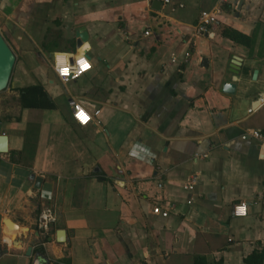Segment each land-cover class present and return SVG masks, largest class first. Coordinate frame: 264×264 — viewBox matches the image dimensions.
I'll use <instances>...</instances> for the list:
<instances>
[{
    "label": "crops",
    "instance_id": "crops-1",
    "mask_svg": "<svg viewBox=\"0 0 264 264\" xmlns=\"http://www.w3.org/2000/svg\"><path fill=\"white\" fill-rule=\"evenodd\" d=\"M153 1L0 0V34L15 56L0 92V264L264 256V147L251 137L264 133V0L239 10L240 0H159L158 11ZM221 26L249 45L223 38ZM80 28L88 40L78 45ZM82 54L91 70L63 84L56 67ZM31 86L50 109L22 108L19 90ZM74 104L99 114L80 127ZM241 203L246 216L234 217Z\"/></svg>",
    "mask_w": 264,
    "mask_h": 264
},
{
    "label": "built area",
    "instance_id": "built-area-1",
    "mask_svg": "<svg viewBox=\"0 0 264 264\" xmlns=\"http://www.w3.org/2000/svg\"><path fill=\"white\" fill-rule=\"evenodd\" d=\"M232 1L233 0H225V2H232ZM164 3L170 4V1L164 0ZM178 7L182 8L183 6L180 4ZM172 10L174 9L172 8ZM217 13H218V10H215L213 14L204 15V18L200 21L199 25L196 28L197 33L205 34L206 28L210 26L211 24L215 23L216 21L215 15ZM145 35H148V33L146 32ZM188 58H189V55L185 54L184 62H187ZM90 70H91L90 62L87 59L86 55L82 54L76 58L68 59L64 64L58 65L56 67V76L63 84H67L83 76ZM98 114H99L98 111L94 112L93 114H90L78 104L72 105V115H71L72 119L75 122V124L80 127L87 126L92 121L93 116H97ZM251 137L255 141H257L261 146L264 147V133L263 132L259 130H255L251 133ZM193 184H194V181L192 179L183 185V189L186 191H192ZM191 202L192 201H187V204H191ZM152 212L164 218L167 217L168 215L167 212H162L159 207H154L152 209ZM232 215L234 217H245L246 216L245 204L241 203V204L234 205L232 208ZM53 220L54 218L51 217L50 215L46 217L42 216L41 221H40V228L46 230L48 223Z\"/></svg>",
    "mask_w": 264,
    "mask_h": 264
},
{
    "label": "water",
    "instance_id": "water-1",
    "mask_svg": "<svg viewBox=\"0 0 264 264\" xmlns=\"http://www.w3.org/2000/svg\"><path fill=\"white\" fill-rule=\"evenodd\" d=\"M162 5V2L159 0L153 1V9L159 10V7ZM242 5V0H240L237 4L236 9L239 10ZM76 36L78 38V45L81 44V42H86L88 40V35L85 32L83 28H80L78 32L76 33ZM236 62V58L233 60ZM15 64V56L8 46L5 39L0 34V92L7 89L11 74L14 68ZM236 67V65H233ZM234 74L237 73V70L235 69L233 71ZM255 75V73H254ZM235 86L232 83H225L223 85V92L227 94H233L234 93ZM8 152L7 148V137L6 136H0V154H5ZM41 184V179L38 177L35 179V188H39V185ZM63 232L57 233V239L59 242H61L63 239ZM32 249V246L27 249V255L30 254Z\"/></svg>",
    "mask_w": 264,
    "mask_h": 264
},
{
    "label": "trees",
    "instance_id": "trees-1",
    "mask_svg": "<svg viewBox=\"0 0 264 264\" xmlns=\"http://www.w3.org/2000/svg\"><path fill=\"white\" fill-rule=\"evenodd\" d=\"M219 32L223 38H226L236 44L248 46L250 38L241 34L237 30L221 26ZM20 103L22 108H51L50 100L45 91L40 86L25 87L19 90ZM39 254L44 255L41 248L37 250ZM263 254H253L245 259V264H262Z\"/></svg>",
    "mask_w": 264,
    "mask_h": 264
},
{
    "label": "rangeland",
    "instance_id": "rangeland-1",
    "mask_svg": "<svg viewBox=\"0 0 264 264\" xmlns=\"http://www.w3.org/2000/svg\"><path fill=\"white\" fill-rule=\"evenodd\" d=\"M177 1V0H176Z\"/></svg>",
    "mask_w": 264,
    "mask_h": 264
},
{
    "label": "snow or ice",
    "instance_id": "snow-or-ice-1",
    "mask_svg": "<svg viewBox=\"0 0 264 264\" xmlns=\"http://www.w3.org/2000/svg\"><path fill=\"white\" fill-rule=\"evenodd\" d=\"M83 63V62H82Z\"/></svg>",
    "mask_w": 264,
    "mask_h": 264
}]
</instances>
